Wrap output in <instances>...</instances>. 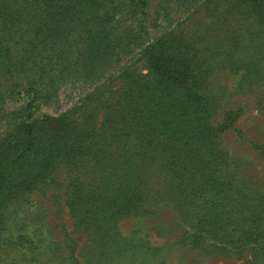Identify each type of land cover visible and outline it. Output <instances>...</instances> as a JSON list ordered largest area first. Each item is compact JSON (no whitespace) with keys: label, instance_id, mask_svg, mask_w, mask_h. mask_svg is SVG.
Listing matches in <instances>:
<instances>
[{"label":"rangeland","instance_id":"obj_1","mask_svg":"<svg viewBox=\"0 0 264 264\" xmlns=\"http://www.w3.org/2000/svg\"><path fill=\"white\" fill-rule=\"evenodd\" d=\"M114 1L126 4L110 45H65L80 39L65 35L12 45L11 72L0 61L3 152L33 97L34 119L79 125L46 182L0 208V264H264L259 2L148 0L142 14ZM160 38L177 42L200 99L148 77L145 50ZM231 236L244 247H227Z\"/></svg>","mask_w":264,"mask_h":264},{"label":"trees","instance_id":"obj_2","mask_svg":"<svg viewBox=\"0 0 264 264\" xmlns=\"http://www.w3.org/2000/svg\"><path fill=\"white\" fill-rule=\"evenodd\" d=\"M256 1L264 12V0ZM125 4L123 1L115 3L114 0H0L2 67L7 66L11 72L13 66L20 65L16 57L11 55L12 45H53L61 43L65 35L69 37L72 34L80 39L66 38L65 45H110L112 19ZM133 4L142 10V14H146L148 0H134ZM139 28L148 38L149 33L143 22L139 23ZM176 45L174 39L165 38L148 42L145 50L151 73L148 77L154 82L168 80L180 87L189 85L192 97L200 99L196 89L198 79L189 72L190 65ZM100 52H104V49ZM5 58H9V64ZM93 61H96L95 52ZM93 61L92 68L95 66ZM58 66L61 70L67 68L65 64ZM29 88L30 95L34 96L35 92L37 95L34 82L29 84ZM34 99L27 102V114L8 140V150L3 152L6 144L0 145V208L10 200L21 199L22 195L46 182L56 154L60 152V144L69 139L71 129L79 128L78 124L68 121L67 115L34 119L31 115ZM185 170L183 176L188 175V168L185 167ZM229 240L225 243L227 247L229 243H240V246L235 247L238 250L244 247L242 238L231 236Z\"/></svg>","mask_w":264,"mask_h":264}]
</instances>
